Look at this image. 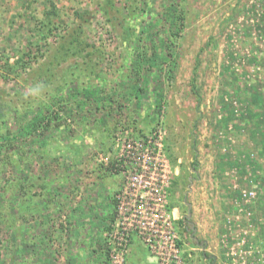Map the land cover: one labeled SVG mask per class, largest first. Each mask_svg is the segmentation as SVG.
Returning a JSON list of instances; mask_svg holds the SVG:
<instances>
[{"label": "rangeland", "instance_id": "1", "mask_svg": "<svg viewBox=\"0 0 264 264\" xmlns=\"http://www.w3.org/2000/svg\"><path fill=\"white\" fill-rule=\"evenodd\" d=\"M192 227L264 264V0H0V264H211Z\"/></svg>", "mask_w": 264, "mask_h": 264}, {"label": "trees", "instance_id": "2", "mask_svg": "<svg viewBox=\"0 0 264 264\" xmlns=\"http://www.w3.org/2000/svg\"><path fill=\"white\" fill-rule=\"evenodd\" d=\"M191 89L193 91V93L196 96V108L197 110L199 109V105H200V101H201V96L198 94L197 90H196V84H195V78L194 76L191 78ZM199 111V110H198ZM196 128V124L194 125V129ZM193 135V139H192V143H191V149L193 152V159L191 161V169L193 172H197V169L199 167V160H198V152L195 146V138H194V132L192 133Z\"/></svg>", "mask_w": 264, "mask_h": 264}, {"label": "water", "instance_id": "3", "mask_svg": "<svg viewBox=\"0 0 264 264\" xmlns=\"http://www.w3.org/2000/svg\"><path fill=\"white\" fill-rule=\"evenodd\" d=\"M195 231H196L195 228H193L192 232H195ZM195 240H196V244L201 247L203 256L207 259H211V264H215V261H216L215 255L206 256L205 254L206 242L204 240L199 242L196 238Z\"/></svg>", "mask_w": 264, "mask_h": 264}, {"label": "flooded vegetation", "instance_id": "4", "mask_svg": "<svg viewBox=\"0 0 264 264\" xmlns=\"http://www.w3.org/2000/svg\"><path fill=\"white\" fill-rule=\"evenodd\" d=\"M192 229H193V227L191 228V231H192ZM194 233H195V232H192L190 236H191V238H193V239L195 240L196 237L194 236ZM196 239H197V238H196ZM197 240H198V239H197ZM198 241L200 242L201 240H198ZM195 242H196V240H195ZM206 256H207V255H206ZM209 260H211V259H209Z\"/></svg>", "mask_w": 264, "mask_h": 264}]
</instances>
